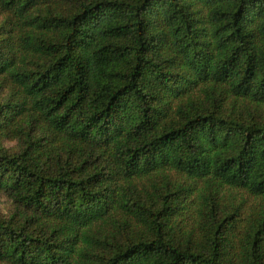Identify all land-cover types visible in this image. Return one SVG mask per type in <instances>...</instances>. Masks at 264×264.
Instances as JSON below:
<instances>
[{"label":"trees","instance_id":"1","mask_svg":"<svg viewBox=\"0 0 264 264\" xmlns=\"http://www.w3.org/2000/svg\"><path fill=\"white\" fill-rule=\"evenodd\" d=\"M0 91L1 263L264 264V0H0Z\"/></svg>","mask_w":264,"mask_h":264},{"label":"rangeland","instance_id":"2","mask_svg":"<svg viewBox=\"0 0 264 264\" xmlns=\"http://www.w3.org/2000/svg\"><path fill=\"white\" fill-rule=\"evenodd\" d=\"M2 96L3 93L0 91V98ZM3 141L4 146L10 151L18 149V147L21 145V141L18 139L7 138ZM21 211H23V209H21L5 191L0 190V217L9 218ZM0 264L3 263L0 262Z\"/></svg>","mask_w":264,"mask_h":264}]
</instances>
